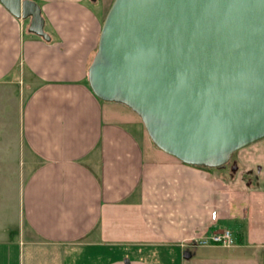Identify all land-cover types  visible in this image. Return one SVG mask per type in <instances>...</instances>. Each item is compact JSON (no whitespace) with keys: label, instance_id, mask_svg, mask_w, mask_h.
I'll return each mask as SVG.
<instances>
[{"label":"crops","instance_id":"0c3cea01","mask_svg":"<svg viewBox=\"0 0 264 264\" xmlns=\"http://www.w3.org/2000/svg\"><path fill=\"white\" fill-rule=\"evenodd\" d=\"M32 1L48 42L0 3V84H33L19 151L0 138V216L17 229L0 236V264H264V189L165 154L133 111L90 90L113 0ZM223 229L233 247L195 245Z\"/></svg>","mask_w":264,"mask_h":264},{"label":"water","instance_id":"95a60500","mask_svg":"<svg viewBox=\"0 0 264 264\" xmlns=\"http://www.w3.org/2000/svg\"><path fill=\"white\" fill-rule=\"evenodd\" d=\"M0 3L50 41L35 1ZM87 82L165 154L222 168L264 139V0H113Z\"/></svg>","mask_w":264,"mask_h":264},{"label":"rangeland","instance_id":"374dc122","mask_svg":"<svg viewBox=\"0 0 264 264\" xmlns=\"http://www.w3.org/2000/svg\"><path fill=\"white\" fill-rule=\"evenodd\" d=\"M101 4H103V0H99L98 6L100 7ZM91 5L94 7V4H91ZM25 22L28 23V20H25ZM45 29H47V25ZM21 78H22V75L19 74V76H17L16 79L12 80L13 81L12 83L0 84V138L1 140H3L4 137L12 139L14 141V145H17V146L13 145L12 147L16 151H19L17 149L19 146L17 143V139L21 141V138H22L20 127H19L20 126L19 125L20 107L22 105L24 97L27 96V94L30 91V88H32L33 86V84L30 83L29 87H27L28 83H24L23 78L22 79ZM140 123H141V127H143L141 120H140ZM145 134H146V131H145ZM3 148H4L3 146H0V149H3ZM19 153L22 159H26L22 152H19ZM27 156H28L27 157V167L25 166L24 172L21 174V183L23 182L26 176L25 174L29 173V171L32 169V167L36 163L35 159L31 157L30 154H28ZM233 159L237 161V165L239 166L237 173H231L229 172L227 168L223 169V167L218 168L217 170H223L224 175H226L225 177L228 180H232L234 182L242 181L244 184L248 186L263 188L264 171H262L261 174L258 176L257 181H255L252 176L253 179L250 178L249 180L250 183L247 182L248 180L241 178V176L245 173L244 170L249 167L252 168V170L255 173L256 163H259L261 165V168L264 170V140H260L246 148H243L235 152L233 154ZM212 169H216V168H212ZM4 199L5 198L0 200V202L4 201ZM12 218L13 217L0 216V236H4L10 233L11 230L17 231V229L15 228L16 224H13L16 218L15 217L13 219ZM3 239H5V237L0 238V240H3Z\"/></svg>","mask_w":264,"mask_h":264},{"label":"built area","instance_id":"2783aa9c","mask_svg":"<svg viewBox=\"0 0 264 264\" xmlns=\"http://www.w3.org/2000/svg\"><path fill=\"white\" fill-rule=\"evenodd\" d=\"M211 218L213 220L216 219L215 212L212 213ZM234 244V237L228 229H223L219 232L211 234L208 237L199 238L195 242V245L198 246L219 245L226 248L233 247Z\"/></svg>","mask_w":264,"mask_h":264},{"label":"flooded vegetation","instance_id":"af4514ba","mask_svg":"<svg viewBox=\"0 0 264 264\" xmlns=\"http://www.w3.org/2000/svg\"><path fill=\"white\" fill-rule=\"evenodd\" d=\"M264 140V139H263ZM228 169L229 172L231 173H237L238 172V169H239V166L237 165V161H235V159H233V155L232 157L230 158V160L225 164V166L223 167V169ZM255 173L254 171L252 170V168H246L244 171L245 173L241 176V178H244L245 180H248L247 182L250 183V178H254L255 181L258 180V176L261 174L262 171H264L262 168H261V165L259 163H256L255 164ZM252 178V179H253ZM264 179V177H263Z\"/></svg>","mask_w":264,"mask_h":264},{"label":"trees","instance_id":"16d2710c","mask_svg":"<svg viewBox=\"0 0 264 264\" xmlns=\"http://www.w3.org/2000/svg\"><path fill=\"white\" fill-rule=\"evenodd\" d=\"M93 57V56H92ZM91 60H92V58H91ZM91 60H90V62H91ZM90 62H89V64H90Z\"/></svg>","mask_w":264,"mask_h":264}]
</instances>
